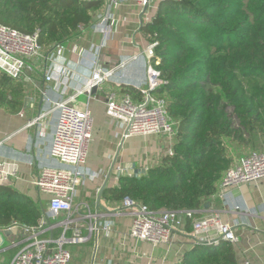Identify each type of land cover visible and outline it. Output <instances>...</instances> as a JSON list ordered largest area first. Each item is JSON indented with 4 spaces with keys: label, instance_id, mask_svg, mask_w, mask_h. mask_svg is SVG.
I'll return each instance as SVG.
<instances>
[{
    "label": "trees",
    "instance_id": "trees-1",
    "mask_svg": "<svg viewBox=\"0 0 264 264\" xmlns=\"http://www.w3.org/2000/svg\"><path fill=\"white\" fill-rule=\"evenodd\" d=\"M103 0H0V21L22 32L41 29L51 49L90 23ZM141 27L157 41L158 68L168 82L157 93L179 120L173 154L141 175H122L104 190L115 201L129 195L154 210L202 208L234 162L231 148L258 146L264 136V0H182L157 3ZM135 99L139 88L123 86ZM22 84L0 71V105L18 104ZM14 106V105H13ZM43 208L0 184V226H34ZM191 231V222L187 224ZM191 225V226H190ZM174 264H236L233 246L196 243Z\"/></svg>",
    "mask_w": 264,
    "mask_h": 264
},
{
    "label": "crops",
    "instance_id": "crops-1",
    "mask_svg": "<svg viewBox=\"0 0 264 264\" xmlns=\"http://www.w3.org/2000/svg\"><path fill=\"white\" fill-rule=\"evenodd\" d=\"M103 1L102 7L93 13L90 23L80 26L63 42L66 46L64 52L59 55L57 51L53 59H28L31 69L17 80L24 89L23 95L19 96L20 102L0 105V159L7 163L10 172L1 185L29 196L40 208H48L49 196L35 187L34 180L45 167L67 166L51 156L59 117L55 102L73 95L76 91L73 86H80L86 81L84 75L90 76V68L95 61L103 67L117 68L113 79L101 85L97 91L80 94L72 100L81 108L88 104L94 117V140L84 166L87 175L77 189V200L88 202L100 221H110L114 225L108 235L100 234L98 237L96 232L91 235L86 231L89 237L86 242L68 244L73 253L71 264H174L196 245L191 237L192 230L189 231L187 227L190 219L183 230L172 234L167 243L154 245L137 241L130 235L132 217L124 210L121 200L115 201L104 195L106 188L120 185L122 175H141L151 167L160 165L173 148L174 143L159 134L123 137V127L107 115L105 106L109 92L121 96L129 93L123 86L139 89L147 86L145 56L123 64L139 49L149 45L141 31L142 19L145 24L149 22L157 5L151 7L148 16L143 18L136 6L122 5L112 22L111 37L100 47L103 34L97 14L105 10L106 0ZM75 48L77 51L73 50ZM50 51L46 48V55ZM55 62L63 63L79 73L76 82L72 81L67 88L69 94L61 92L54 81L46 79L48 70ZM258 147L264 149V141L261 143L260 138ZM249 152L251 149L247 147L231 148L234 161ZM213 213H220L222 220L231 224L238 237L235 242L228 241L233 246L236 264H264V178L218 190L204 200L202 208L196 210L195 217H206ZM22 241L23 236L18 232L0 234V253H8L3 258L4 264L11 263Z\"/></svg>",
    "mask_w": 264,
    "mask_h": 264
},
{
    "label": "built area",
    "instance_id": "built-area-1",
    "mask_svg": "<svg viewBox=\"0 0 264 264\" xmlns=\"http://www.w3.org/2000/svg\"><path fill=\"white\" fill-rule=\"evenodd\" d=\"M180 1L182 0H106L104 12L97 14L103 34L100 47L111 37L112 22L122 5L136 6L143 18L148 16L149 9L157 3ZM142 23L145 24L144 18ZM40 33V28L33 33H26L0 21V70L19 80L26 70L31 69L28 59H53L57 51L59 55L64 52L66 46L60 42L51 47L47 56L46 47L40 43ZM157 44V41L149 43L123 64L137 61L141 56L146 57L148 81L146 87L140 88L142 98L137 100L130 93L118 96L115 92H109L105 98L106 113L121 124L125 138L134 134H159L175 144L180 122L169 114V99L156 95L168 82L158 68L161 59L156 53ZM73 50L77 51V48ZM48 71L47 81H54L58 90L69 94L67 88L72 81L76 82L78 71L60 62H55ZM90 71V76L83 74L86 81L82 85L73 86L76 88L73 95L55 102L59 117L51 156L67 166L45 167L34 180L35 187L49 196L48 208L43 209V216L37 225L14 221L7 226H0V234L17 229L23 236L22 246L10 264H71L73 253L68 244L86 242L89 238L86 231L91 235L96 232L99 237L100 234L108 235L113 230V222L100 221L98 215L92 212L90 204L78 201L76 196L78 187L87 175L84 166L94 140V117L88 104L81 108L73 104L72 100L80 94H92L95 87L99 88L112 80L117 68L103 67L95 61ZM173 150L170 149L167 155H172ZM9 173L7 163L0 159V184L8 179ZM262 178L264 149L251 151L234 161L224 173L219 191ZM121 205L132 217L130 235L137 241H147L154 245L167 243L173 233L183 230L189 219L192 222L191 237L196 243L215 245L221 241L238 240L233 227L222 220L220 213L195 217L196 210L193 209L154 210L129 195L121 200Z\"/></svg>",
    "mask_w": 264,
    "mask_h": 264
},
{
    "label": "rangeland",
    "instance_id": "rangeland-1",
    "mask_svg": "<svg viewBox=\"0 0 264 264\" xmlns=\"http://www.w3.org/2000/svg\"><path fill=\"white\" fill-rule=\"evenodd\" d=\"M1 71V70H0ZM259 137H260V141H261V143L264 141V136H262V135H259ZM251 149V151L253 150V151H256V150H263V148L261 149V147H258V146H255L254 148H250ZM8 255V253H6V252H2V253H0V264H4V262H3V258L4 257H6Z\"/></svg>",
    "mask_w": 264,
    "mask_h": 264
},
{
    "label": "water",
    "instance_id": "water-1",
    "mask_svg": "<svg viewBox=\"0 0 264 264\" xmlns=\"http://www.w3.org/2000/svg\"><path fill=\"white\" fill-rule=\"evenodd\" d=\"M97 89H98V87H95L94 89H93V92H95V91H97ZM18 232V230L17 229H14V230H6V234H11L12 232Z\"/></svg>",
    "mask_w": 264,
    "mask_h": 264
}]
</instances>
